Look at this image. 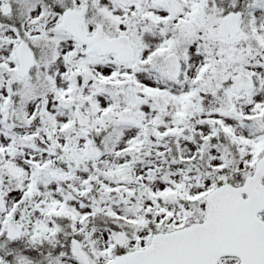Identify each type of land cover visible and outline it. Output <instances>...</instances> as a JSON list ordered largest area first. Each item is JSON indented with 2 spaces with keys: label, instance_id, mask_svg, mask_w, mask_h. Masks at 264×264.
Returning a JSON list of instances; mask_svg holds the SVG:
<instances>
[{
  "label": "snow or ice",
  "instance_id": "obj_1",
  "mask_svg": "<svg viewBox=\"0 0 264 264\" xmlns=\"http://www.w3.org/2000/svg\"><path fill=\"white\" fill-rule=\"evenodd\" d=\"M0 264H264V0H0Z\"/></svg>",
  "mask_w": 264,
  "mask_h": 264
}]
</instances>
